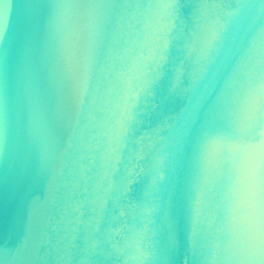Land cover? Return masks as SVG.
<instances>
[{
  "label": "water",
  "instance_id": "95a60500",
  "mask_svg": "<svg viewBox=\"0 0 264 264\" xmlns=\"http://www.w3.org/2000/svg\"><path fill=\"white\" fill-rule=\"evenodd\" d=\"M0 264H264V0H0Z\"/></svg>",
  "mask_w": 264,
  "mask_h": 264
}]
</instances>
